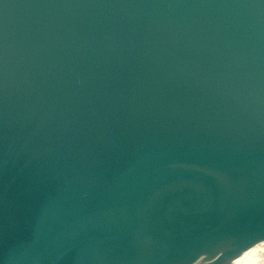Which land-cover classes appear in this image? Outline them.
<instances>
[{
  "label": "water",
  "instance_id": "1",
  "mask_svg": "<svg viewBox=\"0 0 264 264\" xmlns=\"http://www.w3.org/2000/svg\"><path fill=\"white\" fill-rule=\"evenodd\" d=\"M0 264H264V0H0Z\"/></svg>",
  "mask_w": 264,
  "mask_h": 264
}]
</instances>
